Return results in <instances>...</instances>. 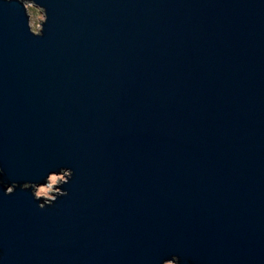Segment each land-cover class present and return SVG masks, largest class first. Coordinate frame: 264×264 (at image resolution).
<instances>
[{
	"label": "water",
	"instance_id": "obj_1",
	"mask_svg": "<svg viewBox=\"0 0 264 264\" xmlns=\"http://www.w3.org/2000/svg\"><path fill=\"white\" fill-rule=\"evenodd\" d=\"M24 2L38 29L0 0V264H264V0ZM62 168L40 210L21 186Z\"/></svg>",
	"mask_w": 264,
	"mask_h": 264
},
{
	"label": "clouds",
	"instance_id": "obj_2",
	"mask_svg": "<svg viewBox=\"0 0 264 264\" xmlns=\"http://www.w3.org/2000/svg\"><path fill=\"white\" fill-rule=\"evenodd\" d=\"M19 3L23 4L24 9H28L29 12L32 11V4L25 3L24 0H19ZM32 32H35V28L32 27ZM4 175V170L0 168V176ZM73 172L70 169H61L59 174L48 175L46 182L43 185L29 184L25 183L21 186V190H31L32 196L36 201H42L38 204L40 210H44L46 207L52 206L56 200L60 197L67 195V192L61 191L60 187L67 184L72 178ZM3 181H0V185ZM17 184L13 183L11 186L4 185L5 196H11L14 194ZM176 258V257H175ZM175 264H179L178 258H176Z\"/></svg>",
	"mask_w": 264,
	"mask_h": 264
},
{
	"label": "rangeland",
	"instance_id": "obj_3",
	"mask_svg": "<svg viewBox=\"0 0 264 264\" xmlns=\"http://www.w3.org/2000/svg\"><path fill=\"white\" fill-rule=\"evenodd\" d=\"M31 12H32V18H33V24L38 29L41 26L42 20L45 19V16L41 11H39L33 5H32V11ZM168 264H175V263L170 262Z\"/></svg>",
	"mask_w": 264,
	"mask_h": 264
}]
</instances>
